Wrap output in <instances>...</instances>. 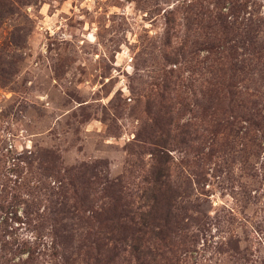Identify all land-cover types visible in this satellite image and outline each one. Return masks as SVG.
<instances>
[{
  "label": "rangeland",
  "instance_id": "rangeland-1",
  "mask_svg": "<svg viewBox=\"0 0 264 264\" xmlns=\"http://www.w3.org/2000/svg\"><path fill=\"white\" fill-rule=\"evenodd\" d=\"M0 264H264V0H0Z\"/></svg>",
  "mask_w": 264,
  "mask_h": 264
}]
</instances>
